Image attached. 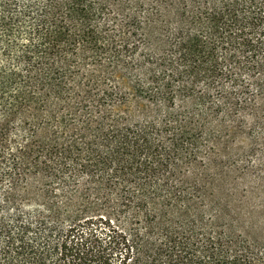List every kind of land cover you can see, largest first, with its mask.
Segmentation results:
<instances>
[{"label":"trees","instance_id":"trees-1","mask_svg":"<svg viewBox=\"0 0 264 264\" xmlns=\"http://www.w3.org/2000/svg\"><path fill=\"white\" fill-rule=\"evenodd\" d=\"M0 264H264V0H0Z\"/></svg>","mask_w":264,"mask_h":264}]
</instances>
